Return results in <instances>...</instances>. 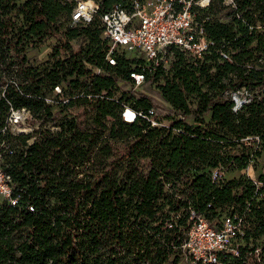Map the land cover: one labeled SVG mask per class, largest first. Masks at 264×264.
Instances as JSON below:
<instances>
[{"label":"trees","instance_id":"1","mask_svg":"<svg viewBox=\"0 0 264 264\" xmlns=\"http://www.w3.org/2000/svg\"><path fill=\"white\" fill-rule=\"evenodd\" d=\"M94 1V19L71 27L61 0H0V167L14 201H0V264H187L189 210L209 222L236 214L233 264H264V175L222 176L264 151V0H209L196 17L208 49L193 59L169 48L167 69L148 71L140 57L104 63L97 16L124 0ZM48 38L46 58L29 59ZM129 72H144L171 113L150 117ZM54 86L67 104L44 102ZM232 91L245 99L234 111ZM122 105L146 117L125 122ZM9 108L37 128L1 131Z\"/></svg>","mask_w":264,"mask_h":264},{"label":"built area","instance_id":"2","mask_svg":"<svg viewBox=\"0 0 264 264\" xmlns=\"http://www.w3.org/2000/svg\"><path fill=\"white\" fill-rule=\"evenodd\" d=\"M70 6L69 26L75 27L89 24L96 16L98 3L94 0H61ZM230 2L231 0H227ZM209 0H124L111 4L99 14L98 21L101 38L105 41L103 61L108 66L115 64V54L131 58L126 53L134 52L133 57H140L144 69L156 67L164 62L169 48L177 49L191 58H199L211 44L205 38L201 22L196 21V14L207 8ZM220 57L227 60L225 54ZM141 66V70H143ZM139 67V66H137ZM147 70V69H146ZM148 71V70H147ZM100 73L95 69V74ZM129 89L133 91L145 82L144 72H129ZM234 111L245 101L238 91L229 93ZM68 97L59 86H54L51 95L43 98L49 105L67 104ZM63 113L73 116L77 113L74 106L65 107ZM148 114L155 113L152 108ZM121 119L131 122L135 116H142L127 105H122L119 112ZM153 124V119L150 118ZM24 108H9L1 131L12 133L31 132L37 128ZM55 129L54 126L51 127ZM221 174L215 168L211 170V178ZM253 183H257L254 179ZM0 201L13 205L10 198L8 175L0 167ZM189 224L183 233L180 245V256L187 264H233L239 258V241L242 235L241 220L236 214L223 215L218 220L209 222L202 215L188 212ZM170 226L168 225V228ZM258 251H254L257 257Z\"/></svg>","mask_w":264,"mask_h":264},{"label":"rangeland","instance_id":"3","mask_svg":"<svg viewBox=\"0 0 264 264\" xmlns=\"http://www.w3.org/2000/svg\"><path fill=\"white\" fill-rule=\"evenodd\" d=\"M227 2V0H226ZM202 13L198 12L196 14V17L200 16ZM56 42L54 41L53 38H48L46 39L40 46H38L36 49L34 50H29L27 51V57L31 60L34 61H43L46 58V53L48 52V50L51 48L52 45H54ZM79 44L78 40H73L70 42V45L75 48L77 45ZM134 52L131 53H126V55L128 57H133L134 56ZM170 55L166 54V57L164 59L163 62V67H165V69H167V65L168 62L170 61ZM187 57V55H186ZM191 58V57H189ZM145 91H149V97H150V101L152 104V109L155 113V115H163V114H169L171 113V109L170 106L168 105V103H166L159 95V93L157 92V90L154 88V85L149 83V82H144L142 85H140L139 87L135 88L133 90L134 94H138V93H144ZM79 111V109L77 110V112ZM189 121V120H188ZM254 146V145H253ZM261 163L262 166H264V151L262 150L260 156L258 158H254L253 161V165L254 168L257 167V164ZM252 166H248L247 169L244 168V170L242 172H238V173H233V174H229V173H223L222 176L223 178L226 180L227 178H230L232 176H238V174H245V172H249L251 173V169L250 167ZM252 174V173H251ZM252 179H256V177H252ZM252 260V259H251ZM186 261V260H184Z\"/></svg>","mask_w":264,"mask_h":264},{"label":"crops","instance_id":"4","mask_svg":"<svg viewBox=\"0 0 264 264\" xmlns=\"http://www.w3.org/2000/svg\"><path fill=\"white\" fill-rule=\"evenodd\" d=\"M144 93L149 96L148 93H150V92L149 91H145ZM247 168H245V169H247ZM250 169H251V173L252 174L247 172V171L245 172V175H248L250 178L256 177L258 174H263L264 175V166H262L261 163H258L257 167H255V168H254V166L250 167ZM243 170L244 169H242L240 172H242ZM233 173H238V171H235V172H232V173H229V174H233Z\"/></svg>","mask_w":264,"mask_h":264}]
</instances>
